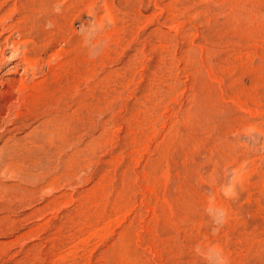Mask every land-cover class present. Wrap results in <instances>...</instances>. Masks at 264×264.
<instances>
[{
	"label": "rangeland",
	"instance_id": "rangeland-1",
	"mask_svg": "<svg viewBox=\"0 0 264 264\" xmlns=\"http://www.w3.org/2000/svg\"><path fill=\"white\" fill-rule=\"evenodd\" d=\"M46 1L36 73L0 62V264H264V0Z\"/></svg>",
	"mask_w": 264,
	"mask_h": 264
},
{
	"label": "bare ground",
	"instance_id": "bare-ground-1",
	"mask_svg": "<svg viewBox=\"0 0 264 264\" xmlns=\"http://www.w3.org/2000/svg\"><path fill=\"white\" fill-rule=\"evenodd\" d=\"M9 1V0H8ZM26 1V0H25ZM51 1V0H50ZM22 3V2H21ZM25 6H21L22 9V17L23 20H25L27 24L24 25V27L19 25V20H21V18L17 21V22H12L10 23L13 19L12 15L9 14V9L1 8L0 9V62H2V60L4 59L5 53L6 51H8V49L11 50V55L7 58V61H13L14 59L18 58V62L15 63L12 67L14 69V71L17 70L18 66H22L23 67V72L25 74L30 73L31 75H34L37 71V66H38V62L40 61V54H38V48L40 47L39 44L37 45L36 41L38 42H42L41 40H44L45 38H47L50 35V31H47L46 29L43 28V25L47 24V23H54L56 24L52 17L49 18L48 16L42 15V13H40L41 11H44L45 9H47L48 3L46 0H27V2H25ZM4 4V3H3ZM13 4V3H12ZM8 5V4H7ZM6 5V6H7ZM12 9V8H11ZM25 10H28L27 13L24 12ZM45 12V11H44ZM49 12V11H48ZM50 14V13H48ZM53 14V13H51ZM52 16V15H51ZM65 16V15H64ZM55 16H53L54 18ZM56 18V17H55ZM62 18V17H61ZM64 18V17H63ZM56 20V19H55ZM58 20V19H57ZM60 20V19H59ZM9 21V23H8ZM24 22V23H25ZM57 22V21H56ZM63 22V21H62ZM66 22V21H65ZM59 23H61L59 21ZM65 24V23H64ZM63 24V26H64ZM53 25V24H52ZM58 25V24H57ZM60 25V24H59ZM56 27V26H55ZM65 27V26H64ZM63 27V28H64ZM46 28V27H45ZM59 28V27H58ZM67 28V27H66ZM8 29L10 30H14L17 34H18V41L17 38L14 40H10L9 37H4V34L6 33V31H8ZM61 29V28H60ZM69 29V28H68ZM9 30V31H10ZM53 30V29H52ZM51 30V31H52ZM57 30V29H56ZM64 30V29H63ZM13 31V33H14ZM55 31V30H54ZM53 31V32H54ZM61 32V30H60ZM67 32V31H66ZM71 32V30H70ZM12 33V32H11ZM55 33V32H54ZM57 33V31H56ZM63 33V32H62ZM68 33V32H67ZM16 34V35H17ZM58 34V33H57ZM73 34V33H72ZM53 35V33H52ZM56 35V34H55ZM59 35V34H58ZM57 35V36H58ZM64 35V34H61ZM11 36V35H10ZM4 37V38H3ZM65 37V36H64ZM63 37V38H64ZM13 38V37H12ZM30 38L34 39V40H30ZM49 39H51V37H48ZM53 38V36H52ZM55 38V37H54ZM63 38H61L63 40ZM34 41L36 43H34ZM48 41V40H47ZM46 41V42H47ZM51 41V40H49ZM53 41V40H52ZM65 41V39H64ZM66 42V41H65ZM68 42V41H67ZM44 43V42H42ZM55 43V42H54ZM45 44V43H44ZM54 45V44H53ZM42 46V45H41ZM49 46V45H48ZM47 46V48H49ZM43 47V46H42ZM45 47V46H44ZM53 48V47H51ZM43 50V49H42ZM51 51V49H50ZM47 52V50H46ZM49 52V50H48ZM10 53V52H9ZM40 53V52H39ZM60 53V52H59ZM62 53V50H61ZM65 53V52H64ZM62 53V54H64ZM17 54H20L17 57ZM9 55V54H8ZM60 56V55H59ZM56 57H58V54L56 55L54 54H50V59H55ZM60 57H58L59 59ZM57 59V60H58ZM39 60V61H38ZM56 60V61H57ZM54 60H52L53 62ZM54 61V62H56ZM41 62V61H40ZM49 62V60H48ZM8 63V62H7ZM40 64V63H39ZM42 64V63H41ZM52 64V63H51ZM50 65V64H49ZM55 69V68H54ZM52 70V69H51ZM9 74V73H8ZM27 75H25L26 77ZM21 78V77H20ZM19 83H16V90L18 92V98L16 97L17 100H19V103H22L24 101V99L26 98V94L24 95V93L28 90V88H30L26 81L24 80V78H21L20 80L18 79ZM13 83H15V81L13 79L7 80L5 81V87L6 89L9 91V89L13 86ZM39 83V82H38ZM29 84V83H28ZM39 84H35L34 86H38ZM33 86V87H34ZM32 88V86H31ZM15 90V89H14ZM6 91V90H5ZM32 91V90H31ZM14 92V91H13ZM31 96V95H30ZM29 98V97H28ZM26 100V99H25ZM36 100V99H35ZM34 100V101H35ZM27 101V100H26ZM33 104V103H32ZM15 105V103H14ZM11 108V107H10ZM9 112V111H8ZM7 112V113H8ZM18 112V111H17ZM21 113V112H20ZM10 115V114H9ZM13 116V115H12ZM19 116V115H18ZM2 123V122H1ZM5 125V124H4ZM5 128V127H4ZM7 129V128H6ZM9 130V129H8ZM45 132V130H44ZM3 134V133H2ZM43 135V134H42ZM9 138V137H8ZM10 141V140H9ZM8 141V142H9ZM5 144V143H4ZM12 144V143H11ZM10 144V145H11ZM14 145V144H13ZM3 147V146H2ZM2 149V148H0ZM7 152V151H6ZM15 152V151H14ZM11 155V154H10ZM11 160V159H10ZM11 162V161H10ZM8 162H6L7 165ZM0 164H2V162H0ZM5 165V166H6ZM11 166V165H10ZM1 186V185H0ZM5 187V186H4ZM12 188V187H11ZM15 188V187H14ZM18 188V187H17ZM5 189V188H4ZM9 190V189H8ZM3 222L1 223L2 226ZM5 224V223H4ZM3 224V225H4ZM1 229V228H0Z\"/></svg>",
	"mask_w": 264,
	"mask_h": 264
}]
</instances>
